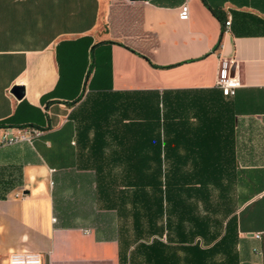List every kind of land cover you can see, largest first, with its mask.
Segmentation results:
<instances>
[{
    "label": "crops",
    "instance_id": "0c3cea01",
    "mask_svg": "<svg viewBox=\"0 0 264 264\" xmlns=\"http://www.w3.org/2000/svg\"><path fill=\"white\" fill-rule=\"evenodd\" d=\"M203 2L0 0V138L42 130L0 145V264H154L144 245L179 242L162 170L221 173L166 183L194 189L172 197L214 218L216 239L232 217L233 264H264V0ZM219 58L235 64L231 96Z\"/></svg>",
    "mask_w": 264,
    "mask_h": 264
},
{
    "label": "trees",
    "instance_id": "16d2710c",
    "mask_svg": "<svg viewBox=\"0 0 264 264\" xmlns=\"http://www.w3.org/2000/svg\"><path fill=\"white\" fill-rule=\"evenodd\" d=\"M203 2V0H201ZM204 4V2H203ZM211 14H213L219 22L223 24L222 16L214 11V9L208 8ZM218 44V43H217ZM221 173L216 172H168L162 170L159 173V179L164 181L163 189H160L164 198L165 204H169L173 214L175 215L174 221L165 216V227L173 228L176 233V239L179 241L175 245H170V252H167V244L158 240H152L149 244L144 245V256L148 261H153L154 264H233L232 254L226 250V247L231 243L232 236L230 235V226L232 217L228 218L224 224V233L216 239L215 227L217 221L214 218L208 220L201 219L198 215L188 214L187 205L183 204L179 198L172 197L173 191L194 190L187 188H171L168 186V181H215L216 177ZM224 176L230 173H223ZM157 173H144L145 180H156ZM199 190V189H197ZM179 195H177L178 197ZM214 210V208H210ZM191 225L186 235L183 234V220ZM200 241L205 243H211L207 247H201ZM185 243V244H184ZM172 249V250H171ZM174 249V252H173ZM181 252V256L178 252ZM222 257L217 260V256Z\"/></svg>",
    "mask_w": 264,
    "mask_h": 264
},
{
    "label": "built area",
    "instance_id": "2783aa9c",
    "mask_svg": "<svg viewBox=\"0 0 264 264\" xmlns=\"http://www.w3.org/2000/svg\"><path fill=\"white\" fill-rule=\"evenodd\" d=\"M187 5L183 2L178 6L177 16L179 19H187ZM229 18L223 21L224 28H227ZM234 61L227 58H219L216 66V75L214 85L220 90L223 96L233 95L236 87L239 86L238 76L234 72ZM42 130L33 126L18 128L16 132L3 135L0 138V145H12L19 142L32 143L34 138L38 137ZM253 238L258 239L260 232H253ZM8 264H42L41 258L37 253H16L11 255Z\"/></svg>",
    "mask_w": 264,
    "mask_h": 264
},
{
    "label": "water",
    "instance_id": "95a60500",
    "mask_svg": "<svg viewBox=\"0 0 264 264\" xmlns=\"http://www.w3.org/2000/svg\"><path fill=\"white\" fill-rule=\"evenodd\" d=\"M129 1H133V0H129ZM14 91H16L18 94H22V91L20 92V88L18 87L14 88Z\"/></svg>",
    "mask_w": 264,
    "mask_h": 264
}]
</instances>
